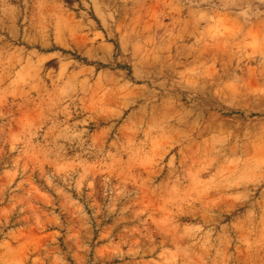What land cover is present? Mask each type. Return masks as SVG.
I'll return each instance as SVG.
<instances>
[{"label": "rangeland", "instance_id": "obj_1", "mask_svg": "<svg viewBox=\"0 0 264 264\" xmlns=\"http://www.w3.org/2000/svg\"><path fill=\"white\" fill-rule=\"evenodd\" d=\"M0 264H264V0H0Z\"/></svg>", "mask_w": 264, "mask_h": 264}]
</instances>
